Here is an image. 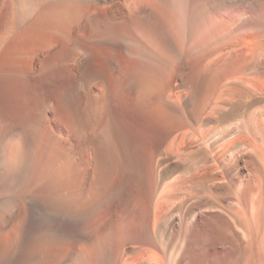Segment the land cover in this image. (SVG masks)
<instances>
[{
	"label": "bare ground",
	"instance_id": "6f19581e",
	"mask_svg": "<svg viewBox=\"0 0 264 264\" xmlns=\"http://www.w3.org/2000/svg\"><path fill=\"white\" fill-rule=\"evenodd\" d=\"M139 1L156 11L138 5ZM65 2L58 7L63 9ZM78 2L81 10L77 8V13L86 14L90 27L103 26L107 44L113 36L123 39L127 47L118 44L117 54L142 68L132 80L131 90L138 95L136 104L128 103L124 94L121 98L123 116L147 139L158 133L156 122L167 123L172 130L164 148L177 154L183 163V175L177 180L155 186L154 199L147 206L153 212L149 225L129 214L140 226V233L134 234L137 244L119 246L118 264H152L160 255L152 244H157L164 256L160 264H182L203 243H207L206 249L196 253L191 264L229 261L231 244H239L240 258L244 255V260L251 257L264 264V0ZM33 4H26L22 13L30 11ZM83 9L87 10L85 14ZM12 21L7 17L2 32L8 31ZM22 32L21 37L34 34L24 29ZM243 156L247 159L242 161ZM179 191L185 203L182 223L177 230L174 223L168 225L167 231L164 223L156 220V213L164 204L174 205ZM82 201L74 197L36 202L33 223L0 264H29L30 250L37 244L77 233L89 215V207ZM202 211L206 212L204 217ZM213 211L225 219L207 217ZM109 235L113 237L112 232ZM221 241L228 242L224 250L216 246ZM73 254L69 264H88L78 251ZM110 254L97 259L98 263L90 259V263L110 264Z\"/></svg>",
	"mask_w": 264,
	"mask_h": 264
},
{
	"label": "rangeland",
	"instance_id": "374dc122",
	"mask_svg": "<svg viewBox=\"0 0 264 264\" xmlns=\"http://www.w3.org/2000/svg\"><path fill=\"white\" fill-rule=\"evenodd\" d=\"M24 1L0 0V262L33 223L37 203L76 197L89 207L88 218L77 233L34 246L29 264H69L75 250L88 264L112 252L109 262L118 264L119 246L137 244L134 234L140 233L129 214L149 225L153 212L147 206L154 199L155 186L183 175L180 157L164 148L172 128L156 122V137L147 139L130 126L123 116L121 98L124 94L128 103L136 104L132 80L142 68L117 54L118 44L127 47L123 39L113 36L107 44L103 26L90 27L86 9L84 16L77 13L79 0H31L35 5L26 0L25 5L33 4V8L27 15L23 12L25 16ZM96 13L101 16L100 11ZM7 17L16 22L12 21L8 33L2 32ZM23 29L34 34L21 37ZM177 195L174 205L164 204L156 213V220L167 231L172 223L175 230L182 223L183 192ZM207 217L225 219L216 211L208 212ZM220 243L216 245L219 250L228 245ZM150 246L160 252L152 264L163 263L160 247ZM201 246L194 255L203 253L207 243ZM230 248L232 259L214 264H259L251 257L240 258L239 244ZM194 255L185 257L182 264H191Z\"/></svg>",
	"mask_w": 264,
	"mask_h": 264
}]
</instances>
